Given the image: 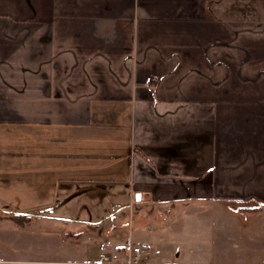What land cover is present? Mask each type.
Listing matches in <instances>:
<instances>
[{"label":"crops","instance_id":"1","mask_svg":"<svg viewBox=\"0 0 264 264\" xmlns=\"http://www.w3.org/2000/svg\"><path fill=\"white\" fill-rule=\"evenodd\" d=\"M137 194L264 207V0H0V264H158Z\"/></svg>","mask_w":264,"mask_h":264},{"label":"rangeland","instance_id":"2","mask_svg":"<svg viewBox=\"0 0 264 264\" xmlns=\"http://www.w3.org/2000/svg\"><path fill=\"white\" fill-rule=\"evenodd\" d=\"M119 201L121 202L119 224L127 223L128 227L119 229V241L126 242L128 233L133 234L134 241L147 240L149 237L153 244L154 253L150 251V254L154 256V263L178 261L177 257H181L180 262L185 264H264V207L262 205L260 207L250 203H217L204 206V211L198 213L191 210L195 207L194 205H167L166 209L169 210L165 214L156 209L150 213L147 212L146 205L138 203L136 196L133 204H129L124 196H120ZM178 208L188 212L187 218L171 221ZM141 217L144 219L142 222L136 221ZM173 224L172 229L175 228V230L170 231L180 230L183 233L182 238L179 239L182 249L177 251L172 250L170 246L158 245L160 237L157 236L168 235L170 232L167 229ZM64 227H68L71 232L73 230L85 232L87 228L79 227V225ZM148 227H151L153 232ZM168 249L171 252H167ZM121 253L123 254L119 251L121 255L117 258L119 262L124 260ZM111 260L117 261L112 257ZM140 261L139 257L137 262L141 264Z\"/></svg>","mask_w":264,"mask_h":264},{"label":"built area","instance_id":"3","mask_svg":"<svg viewBox=\"0 0 264 264\" xmlns=\"http://www.w3.org/2000/svg\"><path fill=\"white\" fill-rule=\"evenodd\" d=\"M128 252H129V254H128L127 262L123 263V264H140L137 261H138L139 257L144 254L143 249L140 246H135V245L129 244ZM76 264H119V263L111 262L108 255H103L99 258L98 261H95V262H78Z\"/></svg>","mask_w":264,"mask_h":264},{"label":"water","instance_id":"4","mask_svg":"<svg viewBox=\"0 0 264 264\" xmlns=\"http://www.w3.org/2000/svg\"><path fill=\"white\" fill-rule=\"evenodd\" d=\"M136 199H137V200L139 199V194L136 195Z\"/></svg>","mask_w":264,"mask_h":264}]
</instances>
